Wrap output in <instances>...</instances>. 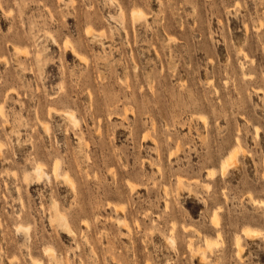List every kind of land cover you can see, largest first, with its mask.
Segmentation results:
<instances>
[{
  "label": "rangeland",
  "instance_id": "obj_1",
  "mask_svg": "<svg viewBox=\"0 0 264 264\" xmlns=\"http://www.w3.org/2000/svg\"><path fill=\"white\" fill-rule=\"evenodd\" d=\"M0 264H264V0H0Z\"/></svg>",
  "mask_w": 264,
  "mask_h": 264
},
{
  "label": "bare ground",
  "instance_id": "obj_2",
  "mask_svg": "<svg viewBox=\"0 0 264 264\" xmlns=\"http://www.w3.org/2000/svg\"><path fill=\"white\" fill-rule=\"evenodd\" d=\"M139 11V10H138ZM134 12V11H133ZM135 13V12H134ZM134 13H132V14H134ZM142 13V12H141ZM136 15V14H135ZM139 15H141V14H139ZM136 16H138V15H136ZM68 112V111H67ZM70 113V112H69ZM72 115H73V113H72ZM68 117H70V118H74V117H71V114L68 116ZM75 120V119H74ZM73 121V120H72ZM75 122V121H74ZM231 155V154H230ZM231 157L232 156H230V157H228V159L226 160V161H224V163L222 164V168L224 169V167L227 165V164H229V162H230V160H231ZM231 163V162H230ZM56 164V163H55ZM54 164V165H55ZM39 165V164H38ZM55 167V166H54ZM55 169V168H54ZM36 173L38 174V172H40V171H38V169L36 168ZM54 173V172H53ZM39 176V175H38ZM66 179V178H65ZM68 182H70V180L68 181ZM70 183H72V182H70ZM118 207V206H117ZM123 209V208H122ZM247 232H246V234H249V233H251L250 235H254V234H256V230H254V229H247L246 230ZM238 244V242L236 243V245ZM239 247V246H238ZM240 248V247H239ZM238 249V248H237Z\"/></svg>",
  "mask_w": 264,
  "mask_h": 264
}]
</instances>
